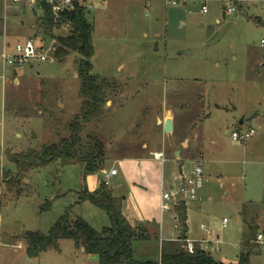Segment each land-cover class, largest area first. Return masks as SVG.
<instances>
[{"label": "rangeland", "instance_id": "374dc122", "mask_svg": "<svg viewBox=\"0 0 264 264\" xmlns=\"http://www.w3.org/2000/svg\"><path fill=\"white\" fill-rule=\"evenodd\" d=\"M231 2L235 10L227 14L225 0H178L175 5L164 0L98 1L87 12L94 28L92 71L117 86L103 116L81 134L107 143L110 155L130 153L154 118L169 110L183 135L203 140L204 149L218 160L212 167L220 175L202 183L196 200H186L187 207L195 208L189 212L188 237L207 240L210 255L225 263L236 261L243 251L240 238L248 232L242 231L239 207L260 191L258 225L264 229V48L259 45L264 40V0ZM35 14L24 5L8 3L4 9L0 1V180L17 173L7 152L37 149L67 136L63 126L80 109L73 53L21 70L1 63L3 51L10 53L15 43L34 35L42 38ZM65 30L56 33L64 35ZM184 51L190 53H180ZM249 128L255 135L244 143L231 138L232 132ZM189 167L184 164L182 172ZM165 173L175 186L176 163L165 164ZM83 177L79 165L52 164L27 172L20 195L0 182V264H98L71 240L59 241L58 252L49 250L37 258L25 254L24 232L46 234L77 202ZM76 216L96 231L109 225L105 213L89 203L74 206L70 217ZM148 231L147 240L132 243L138 262L158 257V227ZM162 235L179 232L168 224ZM253 244L249 263L264 264V243Z\"/></svg>", "mask_w": 264, "mask_h": 264}, {"label": "trees", "instance_id": "16d2710c", "mask_svg": "<svg viewBox=\"0 0 264 264\" xmlns=\"http://www.w3.org/2000/svg\"><path fill=\"white\" fill-rule=\"evenodd\" d=\"M42 6L43 14L37 21L42 39L56 40L54 59L62 61L70 53L76 56L74 65L81 103L79 112L63 126L67 136L58 137L55 143L42 145L37 149L7 152L8 160L15 165L17 173L13 177L5 175L0 182L5 184L6 191H14L16 195L24 191L22 180L32 170L52 164H57L60 168L79 165L83 175H87L96 174L104 168L106 154L103 141L95 135L87 134L83 138L81 134L87 125L97 122L103 116L107 98L117 86L114 82L93 74L91 58L94 28L87 15L88 11L75 3L71 10L63 11L55 18L49 7ZM2 24L0 15V35ZM59 28L66 29L64 35L56 33ZM77 194L74 206L89 203L105 213L109 225L96 231L81 217L71 218L70 212L74 206H70L46 234L34 232L33 237H26L25 254L28 258H37L49 250L58 252L59 241L71 240L75 249L96 258L98 264H250L251 247L257 231L255 226L242 238L243 251L234 263L215 260L197 244H193L192 252H187L186 205L183 201H178L173 206L176 229L179 232L177 239L161 242L156 261L138 262L133 258L132 243L147 240L149 236L141 227L131 226L127 222L122 214V199L115 196L104 181L92 193L82 187Z\"/></svg>", "mask_w": 264, "mask_h": 264}, {"label": "crops", "instance_id": "0c3cea01", "mask_svg": "<svg viewBox=\"0 0 264 264\" xmlns=\"http://www.w3.org/2000/svg\"><path fill=\"white\" fill-rule=\"evenodd\" d=\"M162 113L161 117L157 116L154 118L153 126L150 130L145 131L141 141L130 147L132 151L130 153L110 155V146L103 142L106 154L104 168L96 174L84 175L82 179L84 184L82 187H85L89 193L94 192L101 181H106L113 194L122 199V214L131 226H139L147 234L152 226L154 230L158 227L160 234L158 249L162 241L176 240L178 237H163L162 235L164 227L168 224L177 231L173 208L168 211H163L160 208L161 194L178 185L177 181H175L177 176L173 177L175 186L170 184L165 173V164L175 162L178 167V174L183 173V165L188 164L190 167L185 174L187 176L193 165L197 164L203 170V182L205 184L214 180L218 174L220 175V170H214V167H212L218 160L212 150L204 149L203 140L198 139L194 135H183L181 127H178L173 114L169 110H165ZM167 119L170 120L172 125V131L169 133H165L163 130L164 122ZM196 147L199 148L195 153L194 149ZM178 150V155L175 156V152ZM154 153H162V160L154 159ZM112 169L116 171L113 176L109 175V171ZM80 170H82L81 167ZM200 191L199 193H201ZM262 196L263 194L260 191L258 195L248 197L249 199L241 203L238 217L242 225V231L243 229L249 230L252 226H255L257 231L261 229L264 232V229L258 225V211ZM184 203L186 205V201ZM192 209L195 208L186 206V240L197 244L202 250L210 253L209 248L204 247L209 244L207 240L203 238L197 240L188 237V218ZM200 230L206 231L205 226H200ZM241 240L240 238V242ZM214 251L218 252L217 246L214 247ZM87 257L94 258L91 256ZM94 259L96 260V258Z\"/></svg>", "mask_w": 264, "mask_h": 264}, {"label": "built area", "instance_id": "2783aa9c", "mask_svg": "<svg viewBox=\"0 0 264 264\" xmlns=\"http://www.w3.org/2000/svg\"><path fill=\"white\" fill-rule=\"evenodd\" d=\"M100 0H1L4 9L7 8V4L16 6H26L34 14L36 12L37 18L43 14V6L50 8L52 14L57 18L63 11H69L77 3L82 5L84 9L89 11ZM166 3L175 5L178 0H164ZM184 1V0H183ZM227 2L226 13L231 14L235 9L232 7L231 0H225ZM201 13L206 12V7L201 6ZM261 48H264V40L259 43ZM9 46L6 45L5 49ZM56 49V40L50 39H38L35 37H28L22 43H15L11 47L10 53H6V50L1 54V63L3 66H7L13 70H21L26 65H30L36 62H53L54 52ZM14 72V71H13ZM255 131L251 128L245 130L242 133L232 132L231 138L234 141L244 143L251 137H253ZM153 158L162 160V153H154ZM116 174L114 169L109 171V175ZM107 177V175H105ZM189 177V178H188ZM178 185L171 187L170 190L163 192L160 196V208L163 211L171 210L178 201L185 202L186 200L194 201L197 199L198 191L202 187L203 183V171L202 168L194 164L191 168L189 175L180 173L175 178ZM105 185H107V182ZM225 223V220H223ZM254 242L256 244L264 243V234L259 232L256 234ZM185 250L192 252L193 243L186 240Z\"/></svg>", "mask_w": 264, "mask_h": 264}, {"label": "water", "instance_id": "95a60500", "mask_svg": "<svg viewBox=\"0 0 264 264\" xmlns=\"http://www.w3.org/2000/svg\"><path fill=\"white\" fill-rule=\"evenodd\" d=\"M180 53H181V54H188V53H190V52H189V51H184V52H180ZM262 65H264V59H263ZM255 117H256V113H254L249 119H253V118H255ZM240 123H241V122H240ZM163 130H164L165 133H169V132L172 131V125H171V122H170L169 119H167V120L164 122ZM178 152H179V150L175 152V156L178 155ZM33 235H34L33 232H30V231H25V232H24V236H26V237L31 238V237H33Z\"/></svg>", "mask_w": 264, "mask_h": 264}]
</instances>
